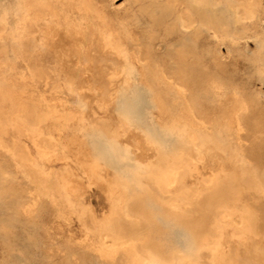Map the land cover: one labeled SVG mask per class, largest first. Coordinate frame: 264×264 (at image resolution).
<instances>
[{"label":"rangeland","instance_id":"374dc122","mask_svg":"<svg viewBox=\"0 0 264 264\" xmlns=\"http://www.w3.org/2000/svg\"><path fill=\"white\" fill-rule=\"evenodd\" d=\"M50 27L93 33L73 58L81 89L68 82ZM0 60V264H128L132 252L112 251L116 236L138 254L179 258L209 227L200 189L220 170L236 168L264 191V0H0ZM103 65L115 84L94 81ZM138 134L159 145L147 150ZM106 141L127 157L117 185ZM191 151L200 159L167 167L176 174L169 195L148 179L157 165L139 162ZM138 168L144 175L133 178ZM179 190L198 205L167 207Z\"/></svg>","mask_w":264,"mask_h":264},{"label":"bare ground","instance_id":"6f19581e","mask_svg":"<svg viewBox=\"0 0 264 264\" xmlns=\"http://www.w3.org/2000/svg\"><path fill=\"white\" fill-rule=\"evenodd\" d=\"M15 3H13V4L15 5ZM30 8H33V7H30ZM207 11H208V9H207ZM68 13H69V11H68ZM202 13H203V11H202ZM207 13H206V16H207ZM198 14H200V13H198ZM12 16H14V15H12ZM201 16H202V14H201ZM196 17H197V15H196ZM198 18L200 19V17H198ZM206 19H207V17H206ZM206 19L203 18L204 21H206ZM27 22L30 25L29 28H32L33 24L31 23V20L29 19V17L27 18ZM90 29H92V27ZM101 30H102V28H101ZM96 31H97V29H96ZM90 32L91 31L86 32V31H83V30H77V29H75L73 27H72V29H68V30L67 29L61 30V29L51 28L50 27V28L46 29V31H45V33H46L47 37L49 38V40H52L53 47L58 52V55H59L58 57L60 58L62 66H63V68H64V70L66 72V77H67L68 82L73 87H75L77 89H81L86 84L87 81L83 80L82 77H79V73L82 70L80 71V65H78V63L75 62L73 60V58H75L76 56H80L81 54L84 53L83 49L81 48V44L82 43L79 40L82 39V38L85 39L83 41H86V39H89V37L91 36V33H92V32L91 33ZM101 33L102 32H100V34ZM97 36H98V34H97ZM64 39H66L68 41V46L67 47H63L61 45V43H62V41ZM100 43H102V42H100ZM112 45H114V44H112ZM95 47H96V45H95ZM97 49H98V47H97ZM97 49L93 48V51H94L95 54H97L96 53ZM103 54H105V53H103ZM113 55L119 56V51L117 49H115V51L113 52ZM90 61L92 62V64L95 67L98 66V64L101 63L98 60V58L96 56H94V55L92 56ZM83 65L85 66L84 63H83ZM100 67H101L100 73L96 74V78H95L94 81L95 82H99L100 84H103L104 86L113 84L114 82H113V80L111 78L115 74L113 73V71H111L112 69L111 68H106V66H104V65L100 66ZM86 69H87V67H86ZM24 70H25V68H24ZM87 71H88V69H87ZM122 71H123V69L120 68V72H122ZM106 77H109V79H106ZM114 86L116 88L117 85H114ZM11 93H10V96H11ZM85 97L88 98L86 95H85ZM117 101H118V99H117ZM89 103L90 102H88V104ZM114 103L116 104V102H114ZM15 106H16V104H15ZM15 106H13V107H15ZM116 108H117V106H116ZM1 109H3V108H1ZM114 109H115V107H114ZM86 112H88V111H86ZM118 114H119L120 117H123V116L127 115V112H124L123 110H119ZM85 115H88V114H85ZM89 118L91 119L92 122L96 121V119L93 118V115H90ZM105 120H106V118H105ZM117 125H116V127H117ZM111 126H113V125H111ZM191 133H193V132H191ZM132 134H133V132H132ZM132 136L133 135H131V137ZM135 138L136 139L138 138L137 140H139L140 143L143 145L142 147H145L146 149L149 148V147L153 148V147L159 145V141L156 138H154L153 136L142 137V136L139 135L138 137H135ZM121 141H123V140H121ZM136 142H138V141H136ZM120 143H122V142H120ZM123 143H125V141ZM134 145H136V144H134ZM217 147L218 146H216L215 144H212V146L210 148H211V150H214V149L218 150L219 147L218 148ZM105 148H106L107 154L109 156V162H110L111 166L114 169L117 170V177H116L117 178L116 179V185H117L118 182L121 179V172L124 171L122 163L127 159V157L115 155V153H114V142L113 141H106L105 142ZM210 148H208V149H210ZM205 149H206V147H205ZM191 152H193V151H191ZM204 152H205V150H204ZM216 153H219V152H216ZM154 155L156 156L155 153H154ZM201 155H204V154H201ZM149 156H152V155H149ZM184 156H189V157H193L195 159H200V153L199 152H193L192 154L191 153L190 154L185 153V154H182V155L180 154L178 156L171 155L161 164H156L154 162V158L155 157H153V156L151 158L152 160L150 158H144V157H140L139 156L140 158L143 159V160L140 159L139 162H140V164H144V163L151 164L152 163V165L153 164L157 165V168L159 169V172L158 173L152 172V174L148 175V179L152 182V186L155 187V189L160 194L169 195V194H171V191H170L169 187L171 186L172 183H174L176 181V178H175L176 174L175 173L173 174L172 173V169H169L167 167H172L173 165H176V164H182ZM139 157H137V159H139ZM134 159L136 160V158H134ZM202 159H203V157H202ZM217 159H221L222 160L223 159V155L222 156L220 155V158L218 157ZM227 161H228V159H227ZM94 164L95 163L92 161V164L89 166V168L90 169L94 168L93 167ZM219 165H220V163H219ZM229 165H230V163H229ZM95 166H96V164H95ZM107 167H109V166H107ZM220 169H222V168L220 167ZM225 171H221L220 170V172L218 174H217V172L216 173L214 172V175L215 174H217V175L215 176L214 180H212L210 185L209 186H203L200 189V198L201 197L205 198L206 199L205 206L207 208H209V210L210 209L212 210V213H210V215H209V217H210L209 227H208L207 231L203 232L199 237H197V238L196 237H188L187 238L188 239V243H187V246H186L187 250H186V253L182 257H179V258H176V257L173 258L171 256L164 257V256H162L161 254H159V253H157L155 251L145 252L144 254H138L137 252H135L136 243L135 242L129 243L127 240H125L121 236L110 237L111 241L115 245L117 244L119 246V248L118 249H114V248L110 247L109 249L112 248L113 252H116L118 250H121L123 252H127V251L132 252L128 264H264V245H263L264 244V206H260L259 205L260 203L258 202L260 198H264V191L261 190V189H256V188L252 187L251 184L250 185L246 184L247 180L244 179L242 174L239 173V171H237L236 168L232 167L231 169H229V166H228V171L227 172H225ZM131 174H132L133 178H138V177L144 175V173L141 172V170L139 168L137 170H132ZM94 176L97 179V175L95 174ZM96 182H98V181L96 180ZM72 188H74V186ZM67 189H68V186H67ZM117 192L120 195H125L124 191L122 189L117 188ZM175 196H177L178 198H176V197L169 198L167 200L166 204H167V207H169L173 211L177 212V214H181L182 213L183 207L198 205V203H196L193 200H191L188 197H186L185 194L181 190H179L177 192V194H175ZM156 208H158V207H156ZM121 216L124 217V218H130V215H129L128 210H127V204H124V206L121 208ZM152 217H153V214H152ZM108 221H109V219H108ZM169 223H171V222H169ZM164 227L165 226L163 225V228ZM180 232L179 233L175 232V234L176 233L180 234ZM181 233L184 234V232H181ZM179 236L180 235H178V237ZM180 242H182V241H180ZM260 245H263L262 248L260 247ZM106 248L108 249V247H106ZM183 250H184V248H183ZM109 251H111V250H109ZM103 253H102V255H103ZM105 256H108V257L111 258V255H109V254H106Z\"/></svg>","mask_w":264,"mask_h":264}]
</instances>
